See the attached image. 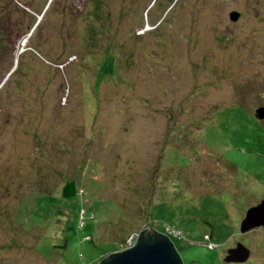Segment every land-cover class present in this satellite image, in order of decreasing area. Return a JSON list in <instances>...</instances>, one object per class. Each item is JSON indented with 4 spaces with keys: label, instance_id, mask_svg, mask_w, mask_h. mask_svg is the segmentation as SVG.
Listing matches in <instances>:
<instances>
[{
    "label": "rangeland",
    "instance_id": "rangeland-1",
    "mask_svg": "<svg viewBox=\"0 0 264 264\" xmlns=\"http://www.w3.org/2000/svg\"><path fill=\"white\" fill-rule=\"evenodd\" d=\"M0 23V264H98L144 228L183 264H264V226L239 230L264 0H0Z\"/></svg>",
    "mask_w": 264,
    "mask_h": 264
},
{
    "label": "water",
    "instance_id": "water-1",
    "mask_svg": "<svg viewBox=\"0 0 264 264\" xmlns=\"http://www.w3.org/2000/svg\"><path fill=\"white\" fill-rule=\"evenodd\" d=\"M231 20L236 19L238 12H228ZM257 117L264 116V105L255 108ZM264 226V198L255 205L249 206L239 223L242 232L255 226ZM249 249L240 242L226 249L223 261H242ZM98 264H183L180 254L164 233L152 228H144L136 235L132 244L117 251H112L100 259Z\"/></svg>",
    "mask_w": 264,
    "mask_h": 264
},
{
    "label": "trees",
    "instance_id": "trees-1",
    "mask_svg": "<svg viewBox=\"0 0 264 264\" xmlns=\"http://www.w3.org/2000/svg\"><path fill=\"white\" fill-rule=\"evenodd\" d=\"M1 25H2V24L0 23V26H1ZM31 25H33V22H32V21H30V22L28 23V25L26 26V28H25L24 30H22L20 33H21V34H25V32H27L26 30L31 28ZM36 25H37V24L35 23V25H34L33 28L31 29V32L34 30V28L36 27ZM29 37H30V36H29ZM29 37H28V38H29ZM28 38H27V39H28ZM101 65H103V63H102ZM82 224H83V223H80V225H82ZM80 225H79V226H80ZM134 240H135V239H133V241H134ZM105 255H106V254H105ZM105 255H104V256H105ZM223 256H224V255H223Z\"/></svg>",
    "mask_w": 264,
    "mask_h": 264
},
{
    "label": "flooded vegetation",
    "instance_id": "flooded-vegetation-1",
    "mask_svg": "<svg viewBox=\"0 0 264 264\" xmlns=\"http://www.w3.org/2000/svg\"><path fill=\"white\" fill-rule=\"evenodd\" d=\"M236 242V241H235ZM229 247H231V246H228L227 248H229ZM226 248V249H227ZM226 249H225V251H226ZM230 263H242V261H231Z\"/></svg>",
    "mask_w": 264,
    "mask_h": 264
},
{
    "label": "clouds",
    "instance_id": "clouds-1",
    "mask_svg": "<svg viewBox=\"0 0 264 264\" xmlns=\"http://www.w3.org/2000/svg\"><path fill=\"white\" fill-rule=\"evenodd\" d=\"M259 226V225H258ZM261 226V225H260ZM226 253V252H225Z\"/></svg>",
    "mask_w": 264,
    "mask_h": 264
}]
</instances>
